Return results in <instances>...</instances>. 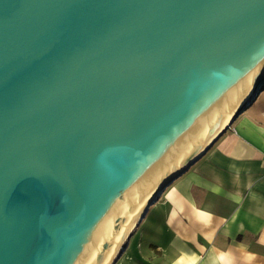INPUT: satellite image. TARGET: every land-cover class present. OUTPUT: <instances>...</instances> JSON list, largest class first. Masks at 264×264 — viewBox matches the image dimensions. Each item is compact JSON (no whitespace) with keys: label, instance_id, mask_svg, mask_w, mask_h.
Masks as SVG:
<instances>
[{"label":"water","instance_id":"1","mask_svg":"<svg viewBox=\"0 0 264 264\" xmlns=\"http://www.w3.org/2000/svg\"><path fill=\"white\" fill-rule=\"evenodd\" d=\"M263 89L264 0H0V264H111Z\"/></svg>","mask_w":264,"mask_h":264},{"label":"crops","instance_id":"2","mask_svg":"<svg viewBox=\"0 0 264 264\" xmlns=\"http://www.w3.org/2000/svg\"><path fill=\"white\" fill-rule=\"evenodd\" d=\"M264 96L130 230L111 264H264Z\"/></svg>","mask_w":264,"mask_h":264},{"label":"bare ground","instance_id":"3","mask_svg":"<svg viewBox=\"0 0 264 264\" xmlns=\"http://www.w3.org/2000/svg\"><path fill=\"white\" fill-rule=\"evenodd\" d=\"M141 212H142V211H141ZM140 214H141V213H140ZM140 214H139V216H140ZM139 216H138V218L136 219V221H138ZM136 221L133 223V225H132V227L130 228V230L135 226ZM130 230H129V232H130ZM129 232H128V233H129ZM128 233H127V234H128ZM127 234L124 236L123 240L126 238ZM123 240H122V241H123ZM119 246H120V245H119ZM115 253H116V252H115ZM115 253H114V254H115ZM109 262H110V261H109ZM108 264H109V263H108Z\"/></svg>","mask_w":264,"mask_h":264},{"label":"rangeland","instance_id":"4","mask_svg":"<svg viewBox=\"0 0 264 264\" xmlns=\"http://www.w3.org/2000/svg\"><path fill=\"white\" fill-rule=\"evenodd\" d=\"M263 96H264V89L261 90V92L257 95L258 100H259L261 97H263Z\"/></svg>","mask_w":264,"mask_h":264},{"label":"built area","instance_id":"5","mask_svg":"<svg viewBox=\"0 0 264 264\" xmlns=\"http://www.w3.org/2000/svg\"><path fill=\"white\" fill-rule=\"evenodd\" d=\"M262 160H263V165H264V156H263V159Z\"/></svg>","mask_w":264,"mask_h":264}]
</instances>
